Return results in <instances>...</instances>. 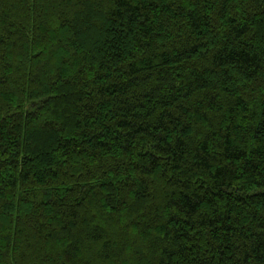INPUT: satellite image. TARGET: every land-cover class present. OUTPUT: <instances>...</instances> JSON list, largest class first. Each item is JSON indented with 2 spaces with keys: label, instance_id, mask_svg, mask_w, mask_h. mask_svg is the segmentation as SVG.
Returning <instances> with one entry per match:
<instances>
[{
  "label": "trees",
  "instance_id": "16d2710c",
  "mask_svg": "<svg viewBox=\"0 0 264 264\" xmlns=\"http://www.w3.org/2000/svg\"><path fill=\"white\" fill-rule=\"evenodd\" d=\"M0 264H264V0H0Z\"/></svg>",
  "mask_w": 264,
  "mask_h": 264
}]
</instances>
